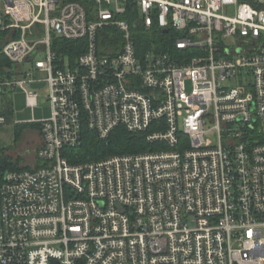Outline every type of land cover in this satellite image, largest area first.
I'll return each mask as SVG.
<instances>
[{"label":"built area","instance_id":"obj_1","mask_svg":"<svg viewBox=\"0 0 264 264\" xmlns=\"http://www.w3.org/2000/svg\"><path fill=\"white\" fill-rule=\"evenodd\" d=\"M135 1L129 20L127 0H0V125L8 91L37 107L48 88L52 111L42 165L0 176V264H264V0ZM154 27L176 53L140 51ZM119 128L158 145L64 156Z\"/></svg>","mask_w":264,"mask_h":264},{"label":"trees","instance_id":"obj_2","mask_svg":"<svg viewBox=\"0 0 264 264\" xmlns=\"http://www.w3.org/2000/svg\"><path fill=\"white\" fill-rule=\"evenodd\" d=\"M72 1L81 3V5L84 6L88 12L96 6L95 0ZM127 7L129 14L125 18L133 20V15L135 17L139 15L135 0H127ZM169 31L170 32L166 34L165 31L157 29V27H154L151 32L140 29L137 33V47L140 51L156 49L158 51L161 50L162 53L173 55L176 53V47L174 44L179 35L171 28ZM105 33L107 32H104V35ZM8 35L9 33L7 31L0 30V53L4 44L8 42ZM102 43L110 45L111 41H105L104 39ZM54 50H56L61 57L64 58L68 56L75 62L82 53L86 52L87 42L85 40L66 41L59 39L54 42ZM11 67V63L0 54V75L4 74L5 70ZM4 103L5 115L7 120H10L11 116L14 114V110L12 108V104L8 102L7 94H5ZM30 126L35 129L39 128V125L36 123H32ZM155 145L158 144L149 143L145 134H133L124 128L115 130L106 140H101L96 133L85 129L81 145L76 148L66 149L64 156L68 158L72 164H82L88 161H103V159L113 155H131L133 153L145 152L155 149ZM36 164V167H40L42 165L41 162ZM27 168L30 169L29 167ZM20 169H22V167H19L18 164L8 162L0 156V176L7 171Z\"/></svg>","mask_w":264,"mask_h":264},{"label":"rangeland","instance_id":"obj_3","mask_svg":"<svg viewBox=\"0 0 264 264\" xmlns=\"http://www.w3.org/2000/svg\"><path fill=\"white\" fill-rule=\"evenodd\" d=\"M190 84V82L188 81ZM190 89V86H189ZM39 106L28 105L26 93L18 89L11 93L14 114L5 125H0V156L19 167L36 166V151L42 146L40 127L35 129L30 125L38 123L51 116V107L47 102L48 88L39 92ZM215 141V136H211Z\"/></svg>","mask_w":264,"mask_h":264},{"label":"water","instance_id":"obj_4","mask_svg":"<svg viewBox=\"0 0 264 264\" xmlns=\"http://www.w3.org/2000/svg\"><path fill=\"white\" fill-rule=\"evenodd\" d=\"M31 87L33 89H39V88H43L44 87V84H32Z\"/></svg>","mask_w":264,"mask_h":264},{"label":"crops","instance_id":"obj_5","mask_svg":"<svg viewBox=\"0 0 264 264\" xmlns=\"http://www.w3.org/2000/svg\"><path fill=\"white\" fill-rule=\"evenodd\" d=\"M11 93H12L11 91H8L6 94L8 95V102H10L12 104L11 99H9V96H10ZM12 107H13V105H12ZM34 162L38 163V161L36 160V158H35V161Z\"/></svg>","mask_w":264,"mask_h":264}]
</instances>
